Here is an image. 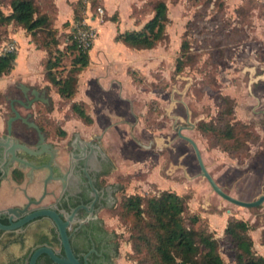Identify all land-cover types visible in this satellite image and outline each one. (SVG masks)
Masks as SVG:
<instances>
[{"label": "rangeland", "instance_id": "1", "mask_svg": "<svg viewBox=\"0 0 264 264\" xmlns=\"http://www.w3.org/2000/svg\"><path fill=\"white\" fill-rule=\"evenodd\" d=\"M157 1L95 0L92 5L86 4L79 16L83 20L92 13L90 25L96 30L98 42L93 45H98L97 50L110 51L113 44L128 51L123 44L113 41L112 30L117 28L114 22L117 32L140 28L153 15ZM162 1L167 5L169 17L167 38L148 52L132 50L128 51V58L124 56L123 61L128 62L122 63V70L130 74L133 83L126 72L119 69L116 72L122 87L133 92L130 101L134 119L124 113L112 118L98 116L96 104L74 100L76 95L71 100L58 99L54 88L43 80L46 52L17 24L0 23V54L13 46L11 52L16 53V58L22 55L32 64L27 76L16 70L19 63L15 62L9 73L0 76V128L8 112L6 95L18 94L16 86L20 83L43 88L51 101L52 110L46 115L51 138L69 139L77 133L89 139L103 134L101 142L114 167L107 180L119 187L115 202L125 195L173 191L186 197L188 215L200 217L195 227L208 230L220 242L218 251L224 264H234L229 238L223 233L231 218L249 225L253 250L264 256V203L246 208L217 195L199 175L191 145L178 136L181 128L182 134L196 142L208 172L226 193L243 200L264 193V0ZM8 2L0 0L5 14L9 12ZM36 2L42 11L55 17L51 0ZM99 6L103 14L97 17ZM110 18L113 22L107 21ZM76 25L72 21V28ZM69 27V22L58 27L60 48L69 36ZM182 42L186 43L184 53ZM117 53L114 51V56L109 57L111 64L121 55ZM72 57L71 53L64 55L56 69L57 76H65ZM179 57L183 58L182 69L176 72ZM31 78L33 84L29 83ZM83 83H79V88L77 84V91H81ZM73 101L82 103L92 118L91 124L77 122L70 110ZM113 104L126 107L130 103L115 96ZM230 105L232 111L228 116ZM17 108L21 113L25 111ZM34 108L38 109V104L31 110ZM228 119L240 141L247 139L242 149L226 151L225 144L232 141L223 139L220 129H201L205 123L218 126ZM245 131L250 135L248 138L243 134ZM116 209L117 206L105 209L100 214L118 244L114 264H137L131 255L132 218H119Z\"/></svg>", "mask_w": 264, "mask_h": 264}, {"label": "water", "instance_id": "2", "mask_svg": "<svg viewBox=\"0 0 264 264\" xmlns=\"http://www.w3.org/2000/svg\"><path fill=\"white\" fill-rule=\"evenodd\" d=\"M31 92L35 98L25 108L37 100L49 104L44 91ZM11 111L8 129L19 117L13 105ZM27 124L41 136L34 123ZM180 130L178 136L191 145L199 175L212 191L246 208L264 203V194L242 200L226 193L208 172L196 142ZM112 167L97 136L72 149L0 141V264H114L117 241L95 217L100 207L114 205L110 191L98 184Z\"/></svg>", "mask_w": 264, "mask_h": 264}, {"label": "trees", "instance_id": "3", "mask_svg": "<svg viewBox=\"0 0 264 264\" xmlns=\"http://www.w3.org/2000/svg\"><path fill=\"white\" fill-rule=\"evenodd\" d=\"M93 3L95 0H76L72 4L76 26L82 25L79 16L81 10L85 9L86 4ZM8 7L7 14L0 8V23L17 24L30 35L36 46L46 52L48 58L44 62V79L48 82L47 86L54 88L60 98L71 100L77 90L78 74L90 64L89 51L93 43L89 48H80L74 39L76 27H73L64 47L60 48L58 29L53 25L55 17L42 11L36 0H9ZM108 20L113 21V18ZM168 23L167 5L159 0L153 6L152 17L140 29L118 32L114 40L130 49H151L167 38ZM185 48L186 43L182 42V53ZM67 53L73 55L71 66L65 76H57L56 69ZM16 56L15 52L0 54V76L11 71ZM182 60V57L177 58L176 72L182 69ZM70 110L85 124L92 123L82 103L71 102ZM231 111L230 105L226 112L228 116ZM230 121L224 120L218 126L205 123L201 129H220L222 138L232 141L225 144L226 151L242 149L247 139L240 141ZM60 134L63 135L64 131H60ZM243 134L245 138L250 136L246 131ZM115 206L119 218H132L131 255L137 264H224L218 251L220 242L208 230L195 227L200 217L187 214L186 197L173 191L161 190L151 195H125L118 203L115 202ZM248 230L249 225L237 218L229 219L224 227L223 233L229 238L234 264H264V256L257 255L253 250Z\"/></svg>", "mask_w": 264, "mask_h": 264}, {"label": "crops", "instance_id": "4", "mask_svg": "<svg viewBox=\"0 0 264 264\" xmlns=\"http://www.w3.org/2000/svg\"><path fill=\"white\" fill-rule=\"evenodd\" d=\"M51 1L54 5V8H55V19H54L55 20V27L58 29V27L63 26L64 24L69 22L70 23L69 29L72 30L73 29L72 28V21H73V19H72L73 18L72 4L76 0H51ZM107 21H111V20H107ZM107 21H105V22H107ZM114 24H115V27H117V28L116 29L114 28L112 30V33H113V31H115L114 35H116L118 33L117 32L118 26H117V23L114 22ZM140 28L131 29V30H138ZM126 30H128V29H126ZM123 31H125V30H119V32H123ZM112 33H111V35H112ZM111 35H110V38H111ZM113 41L116 42L114 39H113ZM94 42H98V39L95 38ZM118 43H121V42H118ZM121 44H123V43H121ZM123 46H124L123 48L127 49L128 51L136 50V49H130L127 46H125L124 44H123ZM120 48H122L121 45L115 46L113 44H110V51L107 48L104 49V51L103 50L101 51V50H97L98 45L94 44L92 46V48L89 51L90 64L78 74V82H77L78 88H79L80 82H84V83L82 85L80 92L76 90L74 95H76L77 98L75 96L74 100L83 101L84 103L85 102L87 103L88 102L87 100L93 102L94 105L96 104L99 107L98 116H104V117H106V116L110 117L111 116L110 118H112V117H116V115H118V114L124 113L126 116L128 115L129 117H132L134 119V109H133V105L131 104V101H130L131 97H133V95H132L133 92H131L132 90H130L129 88H128V90H125L122 87V84L120 82V76L119 75L116 76L117 75L116 72L118 71V69L123 71L122 70V65H123L122 63L128 62V60L123 61L124 56H125V58H128V54H129L128 51H123ZM151 49H153V48H151ZM151 49H140L137 51L148 52ZM114 51H117L118 53L121 54V55L115 57V60H117V61H115V60L112 61L114 63V65H115V63H117V66H113V63L111 64L110 63L111 60H109L110 59L109 57L114 56L113 55ZM93 62H96L97 64L95 65ZM15 63H19L18 64L19 68L18 69L16 68V70L19 73L23 74L24 76H27L26 72L32 66L30 59L25 61L24 57L22 55H20L15 59ZM111 70L114 71V73H112ZM123 72H126V74H128L130 76V74L127 71H123ZM28 78H30V77H28ZM32 80L33 79L31 78V82H29L30 84L34 83V80L33 81ZM43 80L45 81V84H48V82L44 79V76H43ZM130 82L133 83L131 76H130ZM21 84L22 83H20L19 85H21ZM23 85L27 86L28 88L31 87L30 85H26V84H23ZM33 89H36L40 92L44 91L45 92L44 96L47 97L48 100L50 99V97L47 94V91L45 89H43V88L37 89L34 87H33ZM54 94L58 97V99H62L55 92V90H54ZM101 96L103 98H101ZM115 96H117L120 100L127 102V103H130V104H128V106H126V107L122 106V105L121 106L120 105L115 106V104H113V99ZM109 103H111V105L109 106V109H107V106L109 105ZM77 122L82 124V125L85 124L81 119L79 120L78 117H77ZM109 123H111V122H109ZM86 125H88V124H86ZM0 130H1V128H0ZM78 135H80V134H78ZM81 138H83V137L81 136ZM67 139L68 138L63 139L61 141V143L65 142ZM83 139H85V138H83ZM85 140H87V139H85ZM101 213H102V211L100 212V214Z\"/></svg>", "mask_w": 264, "mask_h": 264}, {"label": "flooded vegetation", "instance_id": "5", "mask_svg": "<svg viewBox=\"0 0 264 264\" xmlns=\"http://www.w3.org/2000/svg\"><path fill=\"white\" fill-rule=\"evenodd\" d=\"M16 87L18 89V94L12 97H9L8 95L5 96V99L8 104V112L5 115L3 126L0 130V141L15 140V141L22 142L28 146H38V144L39 145L52 144V145L61 147L63 149H72L75 146L79 145L80 143H87L92 140L93 137H90L89 139L85 140L81 138V136L78 135L77 133L73 134L71 138L67 139L63 143H61V141L64 138L62 139L51 138L49 128L47 126V121H46L47 119L46 115L49 114L52 110L50 109L51 108L50 99L48 100L49 102L48 105L37 100L31 104L30 108H25L24 105H27L28 100L35 98V95L31 93V90L33 89V87H29L25 92L23 91L20 85ZM38 97H40V95ZM36 104H38L39 108L38 109L34 108V110H31V107H35ZM11 105H13L16 108V110L18 111L19 117L12 121L11 126L8 129L7 121L10 117L14 116V112L11 111ZM17 107H22L24 108L25 111L21 113ZM24 119L26 121H24ZM27 122L34 123L40 129L41 136H39V133L35 130V128L32 126H29ZM95 136L99 137L101 140V138L103 137V134H99ZM110 161H111V158H110ZM111 163L113 165L112 161ZM112 170H114V167H112L109 171H107L103 175L99 176L98 184L104 189L110 191V193L113 196V200L115 204V201H116L115 196L119 191V187L117 186V184H115L114 186L112 182H109L107 180ZM261 194H264V193H261ZM256 198H257V195L252 200ZM109 208L100 207L97 210L95 217L100 227L106 230L107 232L111 233L115 237L114 233H112L110 230L106 228L103 218L100 216L101 211L105 209H109Z\"/></svg>", "mask_w": 264, "mask_h": 264}, {"label": "built area", "instance_id": "6", "mask_svg": "<svg viewBox=\"0 0 264 264\" xmlns=\"http://www.w3.org/2000/svg\"><path fill=\"white\" fill-rule=\"evenodd\" d=\"M97 17L103 14L102 7L96 8ZM89 16L83 18L82 25L76 27V31L74 33V39L77 45L82 48L86 49L89 48L95 40L96 37V30L93 26L90 25V22L94 17H92L91 13H88ZM8 52H11L13 46L6 48Z\"/></svg>", "mask_w": 264, "mask_h": 264}]
</instances>
